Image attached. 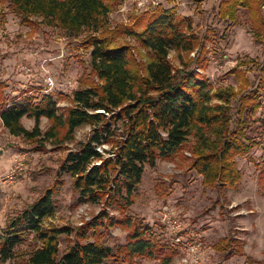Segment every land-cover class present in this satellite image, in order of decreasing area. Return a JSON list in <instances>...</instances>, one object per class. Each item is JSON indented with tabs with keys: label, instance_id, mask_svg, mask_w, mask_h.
I'll use <instances>...</instances> for the list:
<instances>
[{
	"label": "trees",
	"instance_id": "16d2710c",
	"mask_svg": "<svg viewBox=\"0 0 264 264\" xmlns=\"http://www.w3.org/2000/svg\"><path fill=\"white\" fill-rule=\"evenodd\" d=\"M120 4L122 0H0V5H8L24 26L57 28L70 38L90 32L84 46L90 50L91 69L99 83L73 90L70 96L60 94L73 104L60 113L52 94L34 97L24 92L7 102L6 84L0 83V120L10 134L29 140L41 136L55 140L60 128L66 129V138L70 139L78 128L91 126L90 139L67 155L61 171L72 177L73 190L80 194L79 203L103 202L105 208L77 230V241L61 254L57 235L72 231L45 226L57 209L52 190H47L0 232V264L14 263L19 257L16 248L30 235L38 246L26 253L25 264H104L118 256L134 264L139 258H158L164 252L151 239L148 225L129 216L113 218L109 212L116 204L124 214L133 204L145 168L153 169L158 160L175 157L192 138L190 157H182L188 169L202 176L205 187L229 189L242 181L236 158L248 155L257 146L264 150V130L259 142L245 133L259 122L258 129L264 127L263 119H256L263 107L264 79L255 90L240 94L231 115L232 98L238 93L232 87L213 91L200 72L208 69V38L197 37L192 22L178 18L176 8L166 10L162 6L134 18L132 25L119 24L100 33L103 20ZM262 6L264 0H221L217 15L223 22L236 23L239 10L244 9L254 39L264 43ZM0 17L5 23L1 11ZM122 37L135 38L148 51V62H138L130 45L116 44ZM196 49L197 59L182 63V68L174 66L169 58L171 51L181 57ZM261 71L264 75V66ZM233 74L244 81L241 88L247 85L240 71L235 69ZM25 117L34 120L31 131L22 123ZM44 118L51 122L45 133L40 129ZM232 123L237 124L231 128ZM119 124L121 128H117ZM103 146L112 149L99 152ZM257 167L259 183L264 186V155ZM117 226L129 229V233L127 243L113 254L103 235ZM223 242L227 245L223 240L217 246L219 252L225 250ZM175 255L174 250L169 251L159 257L160 264H171Z\"/></svg>",
	"mask_w": 264,
	"mask_h": 264
},
{
	"label": "rangeland",
	"instance_id": "374dc122",
	"mask_svg": "<svg viewBox=\"0 0 264 264\" xmlns=\"http://www.w3.org/2000/svg\"><path fill=\"white\" fill-rule=\"evenodd\" d=\"M220 2L122 0V4L103 20L99 32L119 24L132 25L134 18L150 14L158 6L166 10L176 8L178 18L192 22V31L197 37L208 38L205 43L208 69L200 72L206 76L213 91L232 87L238 93L231 102L230 113L233 115L240 94L255 90L261 79H264L261 71L264 66V43L254 39L253 28L244 9L239 10L236 23L221 21L217 15ZM0 11L6 19L3 23L0 17V83L6 84L4 94L7 102L24 92L35 94L34 97L44 94L42 90L46 84L41 64L45 60H48L46 70L57 82L51 94L58 102L59 113L73 105L69 97L63 98V94L70 96L73 90L99 83L91 69L90 50L84 46L85 37L90 32L70 38L57 28L22 25L8 5H0ZM261 11L264 14V6ZM116 44L130 45L138 62H148V51L135 38L122 37ZM197 49L181 57L171 51L169 58L174 66L182 68V63L197 59ZM191 66L193 68L194 64ZM235 69L247 81V85L242 88L244 81L233 74ZM69 81L74 85L72 89L67 87ZM261 95L263 107L256 119L264 120V89ZM22 123L29 131L34 127L31 118H23ZM236 124L232 123L231 128ZM50 126L49 120H41L40 129L43 133ZM258 127L260 122L246 129L245 133L259 142V134L264 127ZM117 128H121V125ZM92 130L89 125L82 126L69 139L66 138V129L60 128L55 140L44 139L43 136L29 140L10 134L0 120V232L5 231L10 219L27 210L51 189L57 209L46 220L45 226L71 229L69 234L57 235L61 254L77 241V230L104 210V203H79L80 194L73 190V179L61 171V165L70 152H76L82 143L90 139ZM117 132L121 133L119 130ZM191 139L175 157L158 160L153 169L146 167L143 181L133 195V204L124 214L114 204L109 208L111 217L129 216L148 225L151 239L164 252L159 257H164L172 250L176 252L171 264H180L186 256L184 249L174 242L177 236H182L186 244L199 242L202 245V264H264V186L259 183L257 170V165L263 160L262 146L254 147L248 155L236 158L242 173V181L238 186L213 189L203 186L202 176L189 170L182 159L184 155H191ZM111 149L112 146L101 147L102 151ZM12 172L15 173L14 179L10 181L8 176ZM166 213H170L174 220L171 228L163 222ZM176 224L180 228L172 231ZM128 233L129 229L114 227L106 230L103 242L115 254L117 248L127 243ZM223 240H226L227 245L224 246L223 242L225 250L219 252L217 246ZM37 246L33 235L23 240L16 248L19 257L12 264H25L26 253ZM159 257L139 258L134 264H160ZM123 259L124 256L113 257L104 264H128Z\"/></svg>",
	"mask_w": 264,
	"mask_h": 264
},
{
	"label": "built area",
	"instance_id": "2783aa9c",
	"mask_svg": "<svg viewBox=\"0 0 264 264\" xmlns=\"http://www.w3.org/2000/svg\"><path fill=\"white\" fill-rule=\"evenodd\" d=\"M48 62V60H45L41 64V70L45 74V88L42 90L44 94H51L52 91L56 88L57 82L55 81V78L50 76L48 71L45 68V64ZM28 72H31V69H28ZM73 83L69 81L67 83V87L69 89L73 88ZM264 121V120H263ZM99 152H103L101 148L98 149ZM14 172H12L9 176L8 179L10 181H13L14 179ZM163 222L168 228H171L172 225H174V220L172 219V216L170 213H166L164 215V220ZM174 227V226H173ZM180 228V225L176 224V228L174 230H178ZM173 240V239H172ZM174 242L178 245L181 246L182 249H184L186 256L183 257L180 261V264H202V245L199 242H194V243H185V239L182 236H177L174 238Z\"/></svg>",
	"mask_w": 264,
	"mask_h": 264
}]
</instances>
